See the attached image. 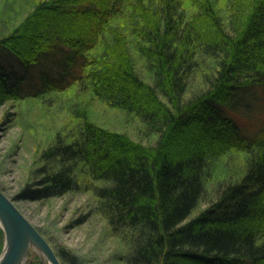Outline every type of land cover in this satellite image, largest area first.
I'll return each instance as SVG.
<instances>
[{"label":"trees","instance_id":"trees-1","mask_svg":"<svg viewBox=\"0 0 264 264\" xmlns=\"http://www.w3.org/2000/svg\"><path fill=\"white\" fill-rule=\"evenodd\" d=\"M0 16V103L64 117L24 123L51 130L13 200L90 194L80 221L99 215L124 264H264V128L222 110L264 85V0H0Z\"/></svg>","mask_w":264,"mask_h":264},{"label":"rangeland","instance_id":"rangeland-1","mask_svg":"<svg viewBox=\"0 0 264 264\" xmlns=\"http://www.w3.org/2000/svg\"><path fill=\"white\" fill-rule=\"evenodd\" d=\"M33 8V6L28 8V11L31 13ZM22 14H16L11 21L16 22ZM49 21L55 25L52 19ZM0 59L5 61L6 55L0 53ZM64 97L66 96L60 99ZM99 108L102 109V106L98 104L89 106L90 115H99ZM28 109L33 113L31 111L28 115L26 113L16 117L17 113L21 114L22 110ZM222 110L224 115L239 124L244 133L260 132L264 128V85L251 88L250 92L237 93L222 105ZM44 114L46 111L39 101L0 103V188L11 198L32 179L38 144L49 138L46 130H51V127L48 129L47 125L44 126L38 119L52 123L56 121V124H61L64 119L62 113L56 112L49 113L48 118L39 116ZM106 115L104 122H108L107 125L112 126L110 128L121 126L113 115L108 112ZM35 117L39 122L34 124L32 130L34 136L28 131L24 134V127L27 126L24 123L32 122L31 118ZM14 202L55 252L56 249L64 247L77 254L84 264H124L113 253L115 240L105 231L104 222L99 215L95 214L87 221H80L90 208V194L67 193L45 200L26 199ZM36 257L39 255L32 251L27 264H32ZM59 259L63 264L60 257Z\"/></svg>","mask_w":264,"mask_h":264},{"label":"water","instance_id":"water-1","mask_svg":"<svg viewBox=\"0 0 264 264\" xmlns=\"http://www.w3.org/2000/svg\"><path fill=\"white\" fill-rule=\"evenodd\" d=\"M0 227L4 232L0 264H27L32 251L39 255L43 264H61L50 243L1 188Z\"/></svg>","mask_w":264,"mask_h":264}]
</instances>
